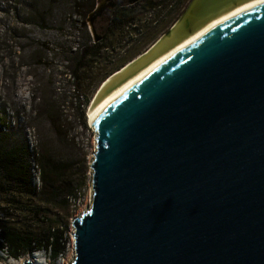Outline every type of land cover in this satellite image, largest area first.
Segmentation results:
<instances>
[{
    "label": "water",
    "instance_id": "95a60500",
    "mask_svg": "<svg viewBox=\"0 0 264 264\" xmlns=\"http://www.w3.org/2000/svg\"><path fill=\"white\" fill-rule=\"evenodd\" d=\"M172 26L87 112L69 264H264V0H191Z\"/></svg>",
    "mask_w": 264,
    "mask_h": 264
},
{
    "label": "rangeland",
    "instance_id": "374dc122",
    "mask_svg": "<svg viewBox=\"0 0 264 264\" xmlns=\"http://www.w3.org/2000/svg\"><path fill=\"white\" fill-rule=\"evenodd\" d=\"M190 1L184 0L175 10L172 6L178 0H159V6L148 8L154 18L144 27L142 39L110 65L106 57L122 46L127 22L96 41L88 19L99 0H0V119L23 137L30 150L50 153L69 164L68 180L77 191L69 220L63 209L46 206L54 227L58 220L68 223L64 253L54 260L43 251L19 259L3 257L0 264H22L36 254L44 264L72 261L71 221L91 202L89 164L95 150V134L87 119L91 101L107 77L170 30ZM140 7L147 9L146 4ZM94 45L97 53H86ZM84 56L85 65L73 74V59ZM36 163L32 162L34 170L39 169ZM6 221L13 223L11 217Z\"/></svg>",
    "mask_w": 264,
    "mask_h": 264
},
{
    "label": "trees",
    "instance_id": "16d2710c",
    "mask_svg": "<svg viewBox=\"0 0 264 264\" xmlns=\"http://www.w3.org/2000/svg\"><path fill=\"white\" fill-rule=\"evenodd\" d=\"M183 1L178 0L172 10L178 9ZM144 3L150 9L161 4L159 0H143V6ZM124 7L114 10L106 34L132 19V10ZM98 49L94 45L86 53L96 54ZM85 56L73 59V74L85 65ZM34 161L39 168V188L33 183ZM70 168L64 160L56 159L50 153L37 152L36 148L30 150L23 137L8 129L4 119H0V213L5 215V219L0 218V248L8 258L19 259L43 251L54 260L64 253L68 223L58 220L54 227V221L46 214L49 211L46 206L63 209L65 219L71 218L69 207L76 199L77 191L68 180ZM10 217L13 223L6 221Z\"/></svg>",
    "mask_w": 264,
    "mask_h": 264
},
{
    "label": "built area",
    "instance_id": "2783aa9c",
    "mask_svg": "<svg viewBox=\"0 0 264 264\" xmlns=\"http://www.w3.org/2000/svg\"><path fill=\"white\" fill-rule=\"evenodd\" d=\"M143 4V1L136 3L131 6H125V9L132 10V19L127 22L125 27L123 28V35L124 41L122 46L118 47L114 52L110 51L106 57L107 63L110 65H114L116 62L118 63L119 60L122 58L123 55L126 53V49H130L133 45H136L140 42L143 36L144 27L149 25V23L153 20L154 13L150 9H142L140 5ZM171 7V6H170ZM136 15H133L135 14ZM142 15L139 17V15ZM139 18V19H138ZM158 20L153 21V25H156ZM132 44V45H130ZM100 57V56H99ZM98 57V58H99ZM34 179L33 183L39 188L41 185L40 178H39V171L37 168L33 170ZM3 257H7L6 253L0 248V261H2Z\"/></svg>",
    "mask_w": 264,
    "mask_h": 264
},
{
    "label": "flooded vegetation",
    "instance_id": "af4514ba",
    "mask_svg": "<svg viewBox=\"0 0 264 264\" xmlns=\"http://www.w3.org/2000/svg\"><path fill=\"white\" fill-rule=\"evenodd\" d=\"M124 1L126 0H115L114 1V7L112 8H107L103 13L100 14V16L96 17L93 21L94 28H95V34L98 37H101L104 32L106 31V28L108 26V22L111 18L112 13L114 12L115 9L121 7V5ZM109 13V15H108ZM102 30L103 32L98 33L96 30ZM103 33V34H102Z\"/></svg>",
    "mask_w": 264,
    "mask_h": 264
},
{
    "label": "bare ground",
    "instance_id": "6f19581e",
    "mask_svg": "<svg viewBox=\"0 0 264 264\" xmlns=\"http://www.w3.org/2000/svg\"><path fill=\"white\" fill-rule=\"evenodd\" d=\"M173 27V26H172ZM164 36V35H163ZM162 37V36H161ZM161 37H159L153 44H155ZM152 44V45H153ZM152 45H150L145 51H147ZM144 51V52H145ZM143 52V53H144ZM143 53H141L140 55H138L137 57H135L133 60H130L129 62H127L126 64H125V67H123L121 70H123L124 68H126L129 64H131L133 61H135L136 59H138ZM118 73V72H117ZM117 73H115L114 75H116ZM113 75V76H114ZM112 76V77H113ZM111 77H109L108 79H110ZM107 79V80H108ZM107 80H105V81H103L102 83H101V85H100V88L98 89V91L96 92V95H95V97L97 96V94H98V92L100 91V89H101V87H102V85L104 84V83H106L107 82ZM95 97L93 98V101H94V99H95ZM93 101H91V104H90V106L92 105V103H93ZM90 106H89V108H90ZM89 110V109H88ZM87 119H88V117H87ZM88 122H89V120H88ZM90 124V123H89ZM28 259L33 263V264H44V261H43V259H42V257H40L38 254H36V255H34V256H32L31 258H29L28 257Z\"/></svg>",
    "mask_w": 264,
    "mask_h": 264
}]
</instances>
